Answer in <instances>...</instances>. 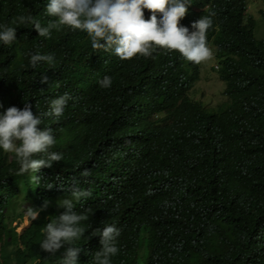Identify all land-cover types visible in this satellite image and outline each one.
<instances>
[{
  "label": "trees",
  "instance_id": "1",
  "mask_svg": "<svg viewBox=\"0 0 264 264\" xmlns=\"http://www.w3.org/2000/svg\"><path fill=\"white\" fill-rule=\"evenodd\" d=\"M48 3L0 0V25L16 27L15 18L31 14L47 26L55 19ZM252 28L223 19L210 34L215 46L221 44L214 70L230 99L223 108L185 95L200 64L178 51L118 60L94 52L88 35L65 26L44 38L34 26L20 25L12 45L0 42V114L29 102L41 115L50 112L52 100L72 97L62 117L42 118L44 127L60 133L50 151L63 158L52 168L17 176L14 153L0 149V264H61L63 249L49 255L40 242L72 186L92 192L75 202L77 213L93 212L75 241L82 248L78 264H93L91 254L101 245L90 233L107 222L121 229L111 264H264V39L256 40ZM229 41L250 47L246 73L237 71L241 57ZM35 53H54V65L32 68ZM105 76L110 88L99 85ZM123 114L142 121V138L132 149L118 137ZM45 200L47 209L17 232L27 208Z\"/></svg>",
  "mask_w": 264,
  "mask_h": 264
},
{
  "label": "clouds",
  "instance_id": "2",
  "mask_svg": "<svg viewBox=\"0 0 264 264\" xmlns=\"http://www.w3.org/2000/svg\"><path fill=\"white\" fill-rule=\"evenodd\" d=\"M46 11L50 17L55 18L47 26H41L31 14L15 18L13 24L16 27L0 25V42L6 46L12 45L17 40L16 31L20 25L34 26L38 35L44 38H51L53 30L60 31L65 26L69 31L88 35L94 52L103 51L118 60H130L136 56L152 57L156 49L178 51L188 61L200 64L199 78L185 95L193 102H201L213 108H223L230 102L229 97L222 94L221 90L220 93L226 100L214 105L191 95L200 79L202 66L203 70L216 73L214 69L218 66L217 52L221 44L215 46L212 43L214 38L210 34L214 32L213 29L219 27L223 19H233L234 24L252 26L256 40L264 39V32L260 38L255 35L259 26L258 17L250 12L248 0L237 2L236 5L230 0H49ZM255 12L264 20V5ZM228 47L241 57L237 71L246 73L248 65L245 57L249 54L250 47L243 41H229ZM45 62L50 66L54 65V53H35L30 56L32 68ZM207 67L209 70H206ZM215 78L224 82V90L225 81L217 73ZM40 82L47 83L48 76L42 75ZM205 83L206 86L209 84L207 77ZM99 85L101 88H110L111 77L105 76L99 81ZM70 99L72 97L65 93L52 100L50 112L41 115L32 111L29 102H25L23 109L11 106L0 114V149L5 153H14V158L20 165L17 176L40 173L41 169L52 168L55 162L62 160L61 153L50 151L55 144V137L60 134L59 130L44 127L42 118L48 115L57 119L62 117ZM117 126L119 139L127 142L129 149L142 138V121L133 114L119 116ZM37 156L39 158H34ZM81 175L87 177L90 173L85 169ZM32 180L39 185L38 175L33 176ZM52 186L49 184L47 188L51 189ZM68 191L70 195L57 202V206L64 211L54 220L49 219L40 247L49 255H55L63 249L61 264H78L82 248L76 246L75 241L84 236L86 229L80 226L81 222L87 220L88 214L93 212L85 209L77 213L74 210L75 202L89 198L92 192L79 186H72ZM48 205L49 201L45 200L40 208L28 207L27 217L31 221L36 220L40 211L46 210ZM120 233L121 229L110 222L98 225L90 233V236L99 237L101 245L99 250L91 254L93 264H111V257L119 252L117 238Z\"/></svg>",
  "mask_w": 264,
  "mask_h": 264
},
{
  "label": "rangeland",
  "instance_id": "3",
  "mask_svg": "<svg viewBox=\"0 0 264 264\" xmlns=\"http://www.w3.org/2000/svg\"><path fill=\"white\" fill-rule=\"evenodd\" d=\"M248 5L250 12L254 13L258 17L259 26L255 31V35L256 37L260 38L263 36L264 32V20L260 18V15H257L255 10L264 5V0H248ZM203 68L204 67L202 66L200 79L195 85L196 89L191 92V95L195 98H202L205 102H208L210 105H214L218 101L226 100V97L221 95L222 89L224 87V82L215 78V72L211 74L210 72L203 70ZM206 70H209V68L207 67ZM205 77L209 79V84H207V86L205 83ZM198 90L201 92V94H199L200 92ZM29 222L30 220L25 214L22 220L16 225V231H22V229L28 226ZM11 224H15V220H13Z\"/></svg>",
  "mask_w": 264,
  "mask_h": 264
}]
</instances>
